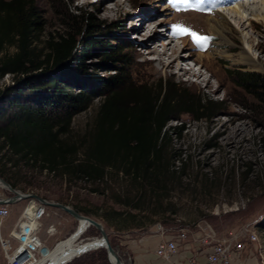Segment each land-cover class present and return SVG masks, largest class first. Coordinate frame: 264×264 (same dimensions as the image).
<instances>
[{
  "label": "rangeland",
  "instance_id": "1",
  "mask_svg": "<svg viewBox=\"0 0 264 264\" xmlns=\"http://www.w3.org/2000/svg\"><path fill=\"white\" fill-rule=\"evenodd\" d=\"M26 1L40 16L41 30L35 44L42 51L41 59L46 54L45 41L50 36L56 37L69 31L65 14L88 16L97 27L91 34L80 31L76 39L77 47L63 71L48 70L41 77L30 79L31 91L41 88V81L44 80V85L54 78L62 85H67L68 92H84L86 86L94 92H100L104 81L116 72V66L102 58L100 49L92 48L95 43H113L124 48L128 61L125 69L131 79L148 84L160 78L167 79L177 88L186 89L203 99L217 101L220 105L208 120L197 122L188 115H182L178 122L172 121L167 125L169 130L181 127L180 130L171 131L169 145L163 155V163L168 166V172L162 183L170 190L164 196L161 190L153 188L156 194L161 193L164 197L158 201V196L154 195L151 205L144 206V209H136L132 205H126L124 201L126 198L135 199L140 190L139 185L148 198L151 186L144 181L134 182L130 176L114 170H108L102 181H89L64 173L24 169V178L14 189L21 194L36 195L48 202L77 208L81 215L100 223L109 244L123 264H130L124 237L130 234L135 236L140 226L149 223L160 224L168 231L183 226L187 230L186 239L191 234H198L201 239L210 230L218 236H224L248 226L257 231L259 243L246 244V249L252 248L259 261L264 262V105L257 102L254 95L236 85L228 74V70L240 69L257 73L264 78V24L255 21L253 30L235 32L231 35L232 44L229 45L208 32L207 13L183 7L171 14L168 10L162 11L165 7L164 0ZM115 7L119 12H112ZM168 23H176L202 37L213 36L210 40L211 48L209 49L208 40L201 45L195 43L189 35H183L184 40L173 43L175 47L184 48L185 55H190V58L185 59L186 62L175 63L170 68H162L155 61L156 56L149 52L155 46L159 52L162 51L164 41L168 40ZM153 29L157 30L156 34L163 32L165 37L155 40L154 45L140 46L144 36ZM244 38H251L255 47L259 44L249 54L262 63L263 69L252 68L241 60V49L244 47L241 39ZM191 47L203 49V53L207 54L209 51L212 56L204 58L203 63L199 64L197 55L201 53L196 54ZM176 50L179 51L177 48ZM13 51V48H9L7 53ZM189 69H192L191 73L186 72ZM200 74L202 78L198 79ZM12 80L10 75L1 79L0 91L12 85L21 86V80L18 83ZM72 80H77V84L74 85ZM205 80L210 85L207 86ZM31 93L30 96H33L35 92ZM48 94L55 103L57 98L53 87ZM60 101L53 108V112L58 115L68 109ZM98 105L99 98L93 99L88 111L73 118V137H82L89 131ZM68 111L73 112V109L69 108ZM175 153L179 158H173ZM183 166L185 174L180 176ZM173 172L178 178H172ZM0 196L10 197L11 194L0 187ZM159 202L162 208H157ZM28 204L39 205L35 200H22L10 205V215L5 220L0 235L2 239H8L10 226L16 223ZM36 209L33 211L30 208L32 225L40 226L42 223L40 237L52 247L72 235L78 226V221L73 217L49 206L43 207L46 214L36 221L39 216ZM50 226L55 228L52 236L46 234ZM99 236L97 229L90 226L80 240L86 241ZM75 249L76 247L71 251ZM0 264H7L1 246ZM66 264L110 262L106 250L98 249Z\"/></svg>",
  "mask_w": 264,
  "mask_h": 264
},
{
  "label": "trees",
  "instance_id": "2",
  "mask_svg": "<svg viewBox=\"0 0 264 264\" xmlns=\"http://www.w3.org/2000/svg\"><path fill=\"white\" fill-rule=\"evenodd\" d=\"M65 18L69 31L50 36L41 59L42 51L35 44L41 30L39 14L26 0H0V80L8 75L14 82L21 80V86L0 91V178L14 189L23 180L24 169L64 173L89 181H102L108 170H114L151 186L148 198L139 185L135 199L124 201L144 209L151 205L154 195L160 201L170 190L162 183L168 172L163 155L171 131L181 127L169 130L167 125L178 122L182 115L197 122L208 120L220 103L177 88L167 79L151 84L131 79L125 69L128 61L124 48L113 43H95L92 48L100 49L102 58L116 66V72L104 81L100 92L89 86L84 92H68L67 85L52 78L48 84L42 85L44 80L41 81L42 87L32 90L35 93L30 96V79L41 77L48 70L63 71L77 47L80 31L91 34L97 28L88 16L65 14ZM9 48L14 51L7 53ZM228 74L236 85L264 105L262 76L240 69L228 70ZM72 81L77 84V80ZM51 87L57 98L55 103L62 100L73 112H53L56 104L48 94ZM94 93L97 94L93 97ZM95 98H99V105L89 131L82 137H73V118L88 111ZM173 158L179 155L175 153ZM174 174L172 178L176 179ZM184 174L183 166L180 176ZM157 208H162L160 202Z\"/></svg>",
  "mask_w": 264,
  "mask_h": 264
},
{
  "label": "bare ground",
  "instance_id": "3",
  "mask_svg": "<svg viewBox=\"0 0 264 264\" xmlns=\"http://www.w3.org/2000/svg\"><path fill=\"white\" fill-rule=\"evenodd\" d=\"M161 1V0H157ZM167 8L164 7L162 11H166ZM223 10V9H222ZM112 12H119V9L115 7V9H112ZM211 16L207 17V25H208V32L220 39V41L224 44H232L231 41V35H233L235 32H242L244 30L254 29L255 21L262 22L264 24V0H258L256 2H245L242 4H237L234 7H230L227 9H224L220 12H215L210 14ZM233 23V25H232ZM161 25L162 22H159ZM236 26H235V25ZM157 31V30H155ZM154 29L148 34L144 36V39H142V47H145L148 44L154 45V41L165 37V34L163 32H157L155 33ZM184 40V39H183ZM241 41L244 44V47H242V53H241V60L248 63L252 68L255 69H263L262 63L258 61L254 57V55H250L249 52L254 51L259 44L255 47L253 44V41L251 38L247 39H241ZM147 42V43H145ZM156 42V41H155ZM165 43L163 44V49L161 52L157 50V47L155 46L149 53L154 54L156 56L155 61L159 63V65L162 66V68H170L175 63L179 62H186L190 55H185L184 48H178L177 46H174V43L169 40H165ZM176 48L179 50L177 51ZM183 50V51H181ZM218 51V50H217ZM219 54H221L219 52ZM218 54V55H219ZM198 60L197 62L199 64L203 63L204 58H209L212 56V54L209 53H201L198 54ZM166 59V63L164 60ZM187 59V60H185ZM180 72V70H179ZM187 73H191L192 69H189L186 71ZM202 75H198V79H201ZM207 86L210 85V82L208 80H205L204 82ZM217 89L215 90V92ZM1 187V185H0ZM28 200H35L39 204L43 205L41 202H39L36 199H28ZM45 206V205H44ZM88 222L84 220L78 221V226L74 230V233L70 235L67 239H65L62 243H59L54 251L40 262V264H66L71 262L73 259L79 257L80 251L87 249L90 245L95 244L97 242H101L102 240L99 237H94L91 239H88L83 242H78L81 239V236L83 233L90 227ZM74 247H76L75 250L71 251ZM112 264H114V259L110 258Z\"/></svg>",
  "mask_w": 264,
  "mask_h": 264
},
{
  "label": "built area",
  "instance_id": "4",
  "mask_svg": "<svg viewBox=\"0 0 264 264\" xmlns=\"http://www.w3.org/2000/svg\"><path fill=\"white\" fill-rule=\"evenodd\" d=\"M26 212L27 207L23 209L16 223L11 227L8 239L0 237V246L7 264H40L42 259L51 254L58 244L57 242L52 247L46 240H43L40 237L42 223L37 227L36 225H32L33 220L28 216H24ZM45 214V209H43L42 215ZM9 215V206H0V235L3 223ZM17 228L21 230L19 238L14 237ZM167 232L170 233V238L160 242L156 249V255L164 260H169L171 256L178 252V244L186 239L187 230L185 227L179 226L174 230H167ZM54 233L55 228L53 226H50L46 230V234L49 236H52ZM161 233L164 234L165 231L162 230ZM201 242L210 249V253L207 256V260L210 263L233 264L234 259L246 249V244L259 243V237L256 230L243 226L236 231L228 232L224 236H218L210 230L201 238ZM187 264L197 263L195 259H190L187 261Z\"/></svg>",
  "mask_w": 264,
  "mask_h": 264
},
{
  "label": "crops",
  "instance_id": "5",
  "mask_svg": "<svg viewBox=\"0 0 264 264\" xmlns=\"http://www.w3.org/2000/svg\"><path fill=\"white\" fill-rule=\"evenodd\" d=\"M43 207L44 205L41 204H28L27 212L24 216H28L30 218V208L32 210L37 208L36 210H38L39 213V216L36 218L37 221L43 214ZM4 225L5 221L3 223V227ZM11 227L12 225L10 226L8 233ZM140 227L141 228L136 231L135 236L130 234L124 237L126 239L125 246L129 255L130 264H187V261L190 259H195L197 264H212L207 260L210 249L206 245L202 244L198 234H191L187 237V239L180 242L178 244V252L171 256L169 260H164L156 255V249L160 242L166 241L170 238V233L167 232L166 229L162 228L160 224L149 223ZM162 230L165 231L164 234L161 233ZM51 232H53V230H51ZM20 233L21 230L17 228L14 233V237L19 238ZM215 234L217 235V233ZM233 264H264V262L259 261L253 249L249 247L234 259Z\"/></svg>",
  "mask_w": 264,
  "mask_h": 264
},
{
  "label": "water",
  "instance_id": "6",
  "mask_svg": "<svg viewBox=\"0 0 264 264\" xmlns=\"http://www.w3.org/2000/svg\"><path fill=\"white\" fill-rule=\"evenodd\" d=\"M0 185L1 188L6 189L10 192L11 196L10 197H0V206L3 205H12L16 202L22 201V200H28V199H36L39 202H41L43 205L45 206H49L52 208H56L59 210H62L63 212L67 213L68 215H70L71 217H73L76 221H80V220H84L86 222L89 223V225H91L92 227H94L95 229H97V231L100 234V239L102 240L101 242H97L95 244L90 245L87 249L81 250L79 253V255H83L86 254L90 251H95L98 249H105L107 252V257H108V261L110 262V264H112L111 259H114V264H123L118 255L115 253L114 249L111 247V245L108 242V238L107 235L104 231L103 226L98 223L97 221L86 217L84 215H81L80 213L76 212L75 210H73L72 208L65 206L63 204L60 203H55V202H48L36 195H25V194H21L19 192H17L15 189H13L6 181H4L2 178H0ZM80 243L83 242L82 240L79 241Z\"/></svg>",
  "mask_w": 264,
  "mask_h": 264
},
{
  "label": "snow or ice",
  "instance_id": "7",
  "mask_svg": "<svg viewBox=\"0 0 264 264\" xmlns=\"http://www.w3.org/2000/svg\"><path fill=\"white\" fill-rule=\"evenodd\" d=\"M174 34H176V35H189L195 43L201 44V45L206 43V41L208 39L207 37L199 36L198 34L192 32L191 30H189L187 28H183L181 26L176 27Z\"/></svg>",
  "mask_w": 264,
  "mask_h": 264
},
{
  "label": "clouds",
  "instance_id": "8",
  "mask_svg": "<svg viewBox=\"0 0 264 264\" xmlns=\"http://www.w3.org/2000/svg\"><path fill=\"white\" fill-rule=\"evenodd\" d=\"M197 54V53H196Z\"/></svg>",
  "mask_w": 264,
  "mask_h": 264
}]
</instances>
